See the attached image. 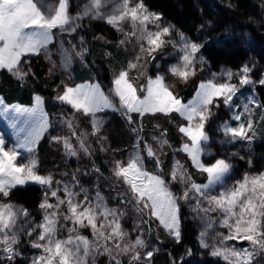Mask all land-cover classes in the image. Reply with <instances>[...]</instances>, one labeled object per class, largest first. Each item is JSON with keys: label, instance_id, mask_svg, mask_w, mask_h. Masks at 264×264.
Listing matches in <instances>:
<instances>
[{"label": "snow or ice", "instance_id": "6c2138e0", "mask_svg": "<svg viewBox=\"0 0 264 264\" xmlns=\"http://www.w3.org/2000/svg\"><path fill=\"white\" fill-rule=\"evenodd\" d=\"M69 6L70 0H53L52 3L46 0H0V70H6L23 85L30 76L35 77L30 66L32 56L43 53L51 61L49 45L55 42L53 30L71 35L85 18L102 20L118 32L124 31L121 27L123 22L131 23L132 31L124 33L125 38L119 41V45H125L135 37L140 52L128 62L127 68L114 74L110 95L105 94L99 83H87L74 87L64 85L63 91L54 99L69 106L73 114L90 118V135L98 137L101 151L107 150L103 147L107 137L99 135L106 123L99 114L111 110L118 112L126 121L135 136L133 151L126 162L116 160L111 173L116 184L122 181L126 186L123 191L116 192L115 198L125 207L131 205L134 208L140 218V224L134 231L141 234L136 235L134 240L129 238L121 223L124 211L108 207L99 189L91 197L86 188L80 187L77 192L75 189L80 181L75 172L73 182L56 180L52 174L39 173L36 148L44 134L53 127L44 110L42 96L34 95L31 107L8 106L0 97V116L8 121L15 138V143L8 147L5 137L0 134V264H16L17 258L23 256L19 249L22 235L30 238L32 249L39 250V254L31 257L30 264H88L89 257L95 264L96 257L102 255L108 256L110 264H122L121 257L124 256L128 257V264H152V258L159 249L148 250L140 225L150 224L155 218L158 227L180 243L181 201L193 200L191 210L194 218L203 225L198 236L200 246L205 249L210 247V230L214 232L217 223L210 213L219 211L222 214L219 227L227 229V234L216 232L211 255L223 258L227 264H254L264 256V172L245 174L242 180L229 185L226 181L232 164L225 158H215L210 163L202 158L213 155L206 125L215 115L213 109L218 108L221 101L232 112L231 119L237 122L236 126L228 121L220 125L219 131L224 138L221 143H252L256 135L252 113L255 108L264 107L255 98L254 86H264V75L254 80L251 73L255 66L250 67L247 63L235 72L225 69L219 74L213 73L212 78L201 81L194 97L187 103L171 90L165 76L159 71L155 78H148L146 88H140L130 72L145 67L140 63L145 57L155 60L158 52L171 45L178 61L171 64L167 71L186 83L206 63L200 54L205 45L192 40L175 25L164 22L163 14L150 11L144 0H88L75 16L70 15ZM109 6L110 11H106ZM149 25L153 28L150 29ZM204 27L201 25L200 29ZM173 33L178 39L172 38ZM225 39H231V34ZM88 51L83 37L79 47L72 45L71 52L61 45V67L67 70L71 66L72 52L86 63ZM51 72L52 68L49 69ZM144 74L146 68L140 73ZM234 79L238 83H233ZM246 86L253 88L242 102V111H239L241 105H237L235 100ZM140 92L144 95L141 96ZM173 113L186 121L178 125V131L185 139L174 152L186 154L192 167L207 176L206 183H196L184 164L174 159L170 177L171 182L183 185L181 195L170 190L169 181L164 176L151 174L145 169V159L140 149L143 142L147 157L154 159L156 167L162 170L163 149L165 146L171 147L166 139V130L152 136L157 146L154 147L141 135L142 121L146 116L161 114L167 118ZM134 114L141 121L140 124H137ZM245 116L246 120L243 119ZM261 119L264 120V116ZM60 126L67 127L76 145L69 136H51V142L62 145L67 156L78 157L80 152L86 156L92 154V146L88 143L89 133L77 131L74 115H62ZM156 127L159 128V125ZM23 153H28L26 162H20ZM92 171L100 172L95 166ZM28 183L39 185L44 190L39 204L43 217L39 223H34L30 218L28 209L8 200L13 189ZM81 193L84 196L82 200L78 199ZM145 216L148 219H143ZM61 218L71 224L67 227L66 239L58 238L59 229L66 226L60 224ZM84 228L91 230L92 239L80 234L79 230ZM34 235L35 238L31 239ZM230 241H246L248 246L237 248L230 246ZM187 255H192L191 249L187 250Z\"/></svg>", "mask_w": 264, "mask_h": 264}, {"label": "rangeland", "instance_id": "374dc122", "mask_svg": "<svg viewBox=\"0 0 264 264\" xmlns=\"http://www.w3.org/2000/svg\"><path fill=\"white\" fill-rule=\"evenodd\" d=\"M170 1H172L175 7L182 5L183 1H189L190 4L195 1H198L202 5L201 8L210 11H214L216 7L220 9L219 6L222 5L223 8H225V5L223 4L224 0ZM46 2L52 3L53 0H46ZM87 2L88 0H70V15L75 16L76 14L80 13ZM258 3L259 7L263 8L264 10V0H259ZM110 9L111 6H109L106 11H110ZM154 12L160 13L157 10H155ZM215 14H220V11H215ZM163 21L169 23L168 19L164 17ZM214 21L211 20L209 23H207L206 28H210V34H207L206 30H202L198 35L192 34L188 36L192 40L205 45L204 48L201 49L200 54L204 56L206 63L203 65L201 70L197 71L194 77H192L185 83L180 81L177 77L172 76L167 71L168 67L171 64H174L178 61V56L175 54V50L172 48L171 45H167L163 48L161 52H158L156 54L155 60L145 57L140 62L145 67L134 69L130 72V75L136 85L140 88H146L148 78H155L157 72L159 71L160 74L165 76V82L170 86L171 90L176 95L179 96L180 90L183 87H187L188 89H191L193 91L191 97L192 99L201 81L210 79L212 78L213 73L219 74L225 69H231L235 72L246 63L249 64L250 67L253 65L255 66V69L251 73V75L254 80H259L261 76L264 75V28L260 29L262 32H259V35L257 36L255 33H252V29L250 30L252 32H249L248 28L242 26L241 28H232L227 25L223 29L220 28L221 32H219V35H215L213 37L212 34L214 33L215 28H218L219 26V24H217L216 21L214 23ZM80 23L81 27L83 26L88 30L94 28H103L104 32L102 34L107 33L108 36L104 34L105 37H103L100 32H97L94 33L92 39L101 44L104 42H111L112 40L116 41L115 44L127 54L128 62L130 60H134L135 57L139 54V44L137 43L135 37H132L129 43H126L122 46L119 45V41L125 38L124 33H130L132 31L131 23L129 21H125L122 23L121 27L124 30L123 32L116 31L114 28H112L110 25H108L102 20H93L85 18ZM149 28L151 29L153 28V26L149 25ZM176 28L182 31L181 28ZM195 30H198V28H195ZM53 33L55 36V42L49 45L51 61L43 53H41L39 56H32L30 58V66L32 70L35 66L34 64H36L37 62H39V64L43 66L45 70V76L48 82L47 85H50L48 87H50V90L53 92L54 97L63 91L64 85L74 87L78 84L97 83L92 78L82 83H73L71 71L76 65H79L80 68H83V62H81L80 59L75 56V53L72 52L73 61L71 66L67 70L62 68L61 45H63V48L68 49L70 52L72 50L73 44L79 47L80 45L76 32L69 35L68 33L62 34L59 32L58 29H55L53 30ZM229 34H231V39L226 40L225 37ZM97 37H103V39H98ZM172 38L178 39L175 33H173ZM211 48H213V51L215 50L214 53H210L212 57H210L208 52V50H210ZM213 54L215 55V57H213ZM214 59H216L215 62ZM53 62L55 66H53ZM50 68H52L51 73H49ZM145 68L146 74L140 75L141 72L145 71ZM120 70L121 69L116 70L115 73H118ZM232 82L238 83V81L235 79ZM193 85L195 87H193ZM254 87L256 89L255 98L261 103V105H264V86H260L257 84ZM252 88L253 86H246V88L242 90V94H238L235 103L237 105H241V108L238 109L239 111H242V102L251 93ZM108 92L110 93V90L105 91L106 94H108ZM139 94L141 96L144 95L143 92H140ZM116 102L118 103V100ZM44 110L48 114L50 120L53 122V127H51L49 131L44 134L36 148L35 156L39 162V173L43 175L52 174L56 180L73 182L72 176L75 172L77 175V179L80 181V184L76 187L75 190L79 192L80 187L86 188L88 189L89 196L91 197L95 196L97 189H99L101 194L105 197V202L107 203L108 207L120 208L124 211V216L121 220L122 227L129 233V238L134 240L136 235L141 234V232L134 231V229L137 228V225L140 224V218L138 217L136 211L131 205L125 207L123 204H121L119 199L115 198L116 192L123 191L126 186L123 185L122 181L119 184H116L115 178L112 176L111 173L113 163L116 160L126 162L129 156L131 155V152L133 151V146L135 144V136L130 131V128L128 127L124 118L118 112H112L111 110H106L104 113L99 114L106 121L99 135L107 137V139L103 141V147L107 150L101 151V144L97 142L98 137L91 136V132L88 131L87 127L88 124L90 126V118L86 117L88 119V123L82 122V118L85 116L79 113L73 114L69 106L62 105L55 99L51 103V105H48L44 102ZM213 111L215 115L212 117L211 120L208 121L206 125V131L208 132L211 138L209 147L211 148L213 155L211 157H203L202 159L206 163L213 162L215 158L227 159L232 164L231 173L229 174V177L226 181L229 185L233 184L236 181L242 180L245 174L257 175L261 172H264V138L262 139L258 136V130H261V128L264 129L263 126H260V120H262L261 117L264 116V107L255 108L253 110L252 119L255 124L256 135L250 145L245 141H237L235 144L221 143L224 138L222 133L219 131L220 125H222L225 121H228L229 123H231L232 126H236L237 122L231 119L232 112L223 105L222 101L220 102V106L218 108H214ZM62 115L65 117L74 115L75 121L78 125L77 131H85L89 133L88 143H90L92 146V154L90 156H86L82 152L79 153L78 157L67 156L64 152L62 145L51 142V136L59 135L69 136L71 138V133L69 132L67 127L60 126V118ZM134 118L137 120V124L141 123V121L138 117L135 116V114ZM243 119L246 120L247 116L243 117ZM169 123H173L175 133L179 138L180 144L175 146L168 141L171 147L165 146V148L163 149L164 154L161 156V159L163 161L162 170L156 167L154 159H150L147 157L146 153L143 151V142H141L140 144V149L145 159V169L151 174L164 176V178L169 181L170 190L177 195H181L183 192V185L178 182H171L170 177V168L174 159H178L184 164V166L188 169V172L192 176V179L196 183L204 184L207 182L206 174H201L195 168H193L186 154L182 152H174V149H178L185 139L182 137V134L179 133L178 125H180L181 123H186V121H183L182 118L175 113H173L170 117L167 118L161 114H157L154 117L146 116L142 121L143 132L141 133V135L143 136V139L145 141L152 143L154 147H157L155 145V142L152 141V136L160 135V133L166 129V126ZM157 125H159V128L156 127ZM0 134H3V136L5 137L6 145L8 147H11L15 143V138L12 129L8 127V121L3 116H0ZM71 139L72 143L76 145L75 138ZM96 150L100 151L104 156L105 173H103L97 166L95 157ZM233 153H236V155H233ZM27 157L28 153H23L22 158H20V162H26ZM249 161H251V163H249ZM93 166L98 168L100 172L96 173L92 171ZM27 188L34 190L37 194V200L33 207L29 206L27 202H23L20 199H17V197L15 199H12V195L16 190H24ZM217 191H219V189H217ZM43 196L44 190L39 185L28 183L24 186H17L15 189H13L8 200L17 205H22L23 207L28 209L30 213V218L34 221V223H39L43 217V213L39 208V204L41 203ZM83 198V193H81L78 199L82 200ZM194 202V200L189 202L181 201V227L183 218L190 220L193 224L192 228L195 232L196 242L198 245L197 255L199 257L203 259H211L213 261L218 262V264H227V262L224 261L223 258L214 257L211 255V245L215 243L214 238L216 232L227 234V229L219 227L218 221L221 218L222 214L219 211L210 213V216L214 220H216L217 223L215 225V231L212 232L210 230V236L208 238V243L210 247L207 249L202 248L200 246L198 236L200 231L202 230L203 225L201 224L199 219L194 218L195 214L191 210V204H194ZM143 219H148V217L145 216L143 217ZM60 224L66 226L61 227L59 229L58 238L66 239L68 237L67 227H70L71 224L70 222H65L62 218L60 220ZM140 227L143 229L142 236L148 244V250L159 249L155 252L154 257L152 258V264H160L166 259L167 251L162 246L164 243H168L171 245V247L176 248L178 258L181 257L182 254H179V252H182L183 250L182 230L181 241L180 243H176L171 237L167 235L163 228L158 227V221H156L155 218L152 219L150 224H143L140 225ZM149 228L151 229L150 231H148ZM79 232L80 234L87 236L89 239H92L90 229H80ZM34 238L35 235L31 237V239ZM29 239L30 238L26 235H22L21 243L19 245V249L23 253V256L17 259L24 260L25 264H30L31 257L33 255L39 254V250L31 248L29 244ZM228 244L230 246L235 245V247L237 248H243L248 246L246 241L240 243L230 241L228 242ZM121 259L122 264H128L127 256L121 257ZM88 264H92L91 257L88 258ZM95 264H110V261L108 256L102 255L96 257ZM254 264H264V256L258 258V260L254 262Z\"/></svg>", "mask_w": 264, "mask_h": 264}, {"label": "trees", "instance_id": "16d2710c", "mask_svg": "<svg viewBox=\"0 0 264 264\" xmlns=\"http://www.w3.org/2000/svg\"><path fill=\"white\" fill-rule=\"evenodd\" d=\"M258 2L259 0H224L223 4L225 5V8H223L222 5L219 6L220 9L216 7L217 10L215 8L214 11H210L201 8L202 5L198 1L191 4L189 1H183L182 5L175 7L170 0H144V3L149 10H157L162 13L163 17L168 19L170 24L181 28L187 36L192 34L198 35L200 31H202L200 29L201 25H205L203 30H206L207 34H210V28H206L207 23L211 20L214 21L217 18L218 20L216 19L215 21L219 26L218 28H215L214 33L212 34L213 37L219 35V32H221L220 28L223 29L227 25L232 28H241V26L248 28L249 32L253 31L252 33H255L258 36L259 32H262L260 29L264 28V10L259 7ZM215 11H220V14H215ZM195 28H198V30H195ZM251 29L252 31H250ZM90 30L80 26L76 31L79 45L81 37H83L84 46L87 47L89 51L86 55V63H83V68L76 65L72 69V80L74 84H78L92 78L95 82L103 86L101 87L104 92L109 91L112 86L115 71L127 67L128 56L115 44L116 41L114 40L101 44L92 39L94 33L97 32H100L103 37H105V35L108 36L107 33H104L105 35L102 34L104 32L103 28H94ZM208 52L210 55V53H214L215 50L213 51V48H211ZM106 53H110L111 55H106ZM210 57L212 56L210 55ZM213 57H215V55ZM215 61L216 59H214V62ZM34 65L33 72L35 73V77L30 76L23 85L15 80L6 70H0V97L4 99L6 105L17 104L20 106H31L33 103V97L36 94L42 96L44 102L48 105H51L54 101V94L50 90V87H48L50 85H47L48 82L43 66L39 64V62ZM193 87L195 86L193 85ZM192 92L191 89L183 87L180 90L179 96L183 102H187L191 99ZM108 95H110L109 92ZM82 122L88 123V119L83 117ZM260 126L264 127V120H260ZM87 128L88 131L91 132L89 124ZM165 130L168 141L175 146L179 145L180 141L175 133L173 123H169ZM258 131V136L263 139L264 129L261 128V130ZM95 157L98 168L105 173V159L103 154L96 150ZM16 197L23 202H27L28 205L32 207L37 200L36 192L29 188L16 190L12 195V199H15ZM192 225L193 224L190 220L185 218L182 219L181 230L183 250L182 252H179V254H182L181 257L178 258L176 248L171 247L168 243H164L162 246L166 249L167 256L160 264H173V258H175V264H218L216 261L203 259L197 255L198 245ZM188 249L192 250L191 256L187 255ZM16 263L25 264L24 260L21 259H17Z\"/></svg>", "mask_w": 264, "mask_h": 264}]
</instances>
